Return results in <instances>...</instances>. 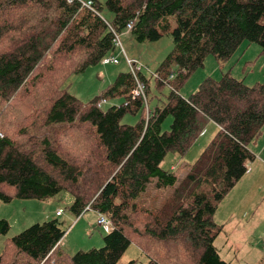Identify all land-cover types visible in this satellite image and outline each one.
I'll list each match as a JSON object with an SVG mask.
<instances>
[{"label":"trees","instance_id":"obj_1","mask_svg":"<svg viewBox=\"0 0 264 264\" xmlns=\"http://www.w3.org/2000/svg\"><path fill=\"white\" fill-rule=\"evenodd\" d=\"M80 1L0 0V202L66 192L75 217L94 211L109 228L99 226L102 247L68 256L59 254L63 223H35L6 238L0 264H117L131 245L146 264H229L214 246L213 216L254 159L248 145L264 123V83L224 73L188 97L179 89L208 55L226 61L244 41L264 55V0ZM102 9L109 22L95 14ZM131 21L137 42L170 32L173 49L151 76L143 66L120 73L87 103L67 93L68 80L112 53L114 33L120 41ZM152 84L168 93L148 108ZM127 114L135 124L122 123ZM209 124L217 131L182 178L160 167L169 153L186 155ZM149 185L172 191L148 208L139 199ZM8 228L0 221L2 235Z\"/></svg>","mask_w":264,"mask_h":264},{"label":"rangeland","instance_id":"obj_2","mask_svg":"<svg viewBox=\"0 0 264 264\" xmlns=\"http://www.w3.org/2000/svg\"><path fill=\"white\" fill-rule=\"evenodd\" d=\"M81 1L87 2L86 0ZM98 1L101 4L105 2V0ZM95 14L105 22L112 19L111 14L104 9ZM170 23L172 30L176 25V19L171 18ZM127 36L121 35V45L106 55L108 59H116L117 64H97L87 67L83 72L68 80L67 93L80 102L87 103L98 96L109 84H112L118 74L130 71L134 75L135 69L139 66H143L141 72L149 78L150 72L156 70L173 49L170 32L154 42H137L133 37ZM125 56L132 62L131 65L127 64ZM224 73H230L233 78L242 80L246 86L264 83V55H260V47L244 41L233 56L226 61H219L214 56L208 55L203 65L183 83L179 94L182 97H188L196 91L204 79H220ZM154 88L152 84V91L148 96V108L154 107L156 97L164 99V95L168 93L166 88L161 94ZM117 103L116 100L105 102L102 104V109L106 110ZM137 119V116L127 114L122 119V123L133 125ZM170 124L171 117H168L163 122L162 129L168 130ZM216 131L209 124L206 132L197 139L186 155L179 156L169 153L160 167L175 173L178 179L182 178L214 137ZM248 147L254 154V159L249 164L247 173L236 182L218 205L213 216L214 222L221 228L215 238L214 246L221 259L229 264H264V123L259 135ZM171 191V188L157 191L149 185L146 192L141 195L139 203L148 208L159 206ZM72 201L70 194L61 192L47 200L0 202V221H6L9 226L6 235L0 233V253L6 238L14 237L32 224L51 219H58L63 223L62 229L65 235L59 243V254L71 256L78 251L102 247L106 232L96 224V212L87 211L75 217L69 211ZM59 208L63 213L57 217L55 212ZM132 261H136L133 264H146L147 262L145 256L135 245L129 246L117 264H129Z\"/></svg>","mask_w":264,"mask_h":264},{"label":"built area","instance_id":"obj_3","mask_svg":"<svg viewBox=\"0 0 264 264\" xmlns=\"http://www.w3.org/2000/svg\"><path fill=\"white\" fill-rule=\"evenodd\" d=\"M80 4L86 8H90L91 7V1H87V2H82L80 1ZM132 26H133V21L129 22L126 26V32L128 33L131 29H132ZM118 34L114 33V40H113V45L114 47H118L120 46V41H119V37L117 36ZM113 58V57H111ZM125 59H126V62L127 64L131 65L132 62L130 60H128V58L125 56ZM117 60L116 59H108L106 57H104L101 61H100V64L102 65H105V64H108V63H112V64H117ZM141 88L139 87L137 91L134 92L135 95H138V94H141ZM105 101L102 102V104H104ZM60 212H58L57 214H59ZM97 225L98 226H101L103 227L106 231L108 230L109 228V222L106 220L105 217L103 216H98V219H97Z\"/></svg>","mask_w":264,"mask_h":264},{"label":"crops","instance_id":"obj_4","mask_svg":"<svg viewBox=\"0 0 264 264\" xmlns=\"http://www.w3.org/2000/svg\"><path fill=\"white\" fill-rule=\"evenodd\" d=\"M125 35H128L127 32H126ZM128 36H129V35H128ZM128 36H127V37H128ZM210 125H212V124H210ZM208 126H209V125H208ZM208 126H207V127H208ZM212 126L215 128V131H216V130H217L216 127H215L214 125H212ZM206 129H207V128H206ZM205 132H206V131H205ZM205 132H204V133H205ZM204 133H203V134H204ZM206 134H207V133H206ZM250 172H252V171H250ZM58 210H60V208H59ZM58 210H56V211H58ZM55 215H56V212H55Z\"/></svg>","mask_w":264,"mask_h":264}]
</instances>
